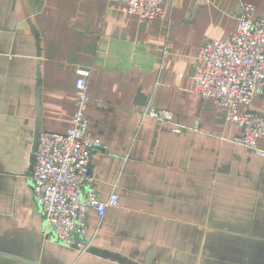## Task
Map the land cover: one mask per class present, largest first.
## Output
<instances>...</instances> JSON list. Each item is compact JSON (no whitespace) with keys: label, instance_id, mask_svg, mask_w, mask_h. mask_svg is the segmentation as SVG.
Here are the masks:
<instances>
[{"label":"crops","instance_id":"crops-1","mask_svg":"<svg viewBox=\"0 0 264 264\" xmlns=\"http://www.w3.org/2000/svg\"><path fill=\"white\" fill-rule=\"evenodd\" d=\"M240 3L264 16V0H165L144 22L107 0H0V264H264V139L235 144L226 110L195 92L201 47L233 36ZM81 67L101 143L90 176L119 196L89 212L87 253L47 235L31 180L36 130L71 127Z\"/></svg>","mask_w":264,"mask_h":264},{"label":"built area","instance_id":"built-area-1","mask_svg":"<svg viewBox=\"0 0 264 264\" xmlns=\"http://www.w3.org/2000/svg\"><path fill=\"white\" fill-rule=\"evenodd\" d=\"M107 1L119 4L126 15L141 22L165 17V0ZM236 19L237 31L230 39L208 41L201 47L194 73L195 92L226 110L228 122L241 131L235 144L260 153L264 113L250 107L257 97H264V16L257 17L252 4L240 3ZM77 74L71 127L65 133H39L31 180L47 235L65 247L87 253L92 244L88 240L89 212L104 218L109 209L119 207V196L114 193L104 201L93 185L91 161L101 143L89 131L87 78L91 69L78 68ZM143 117L162 127L172 126L175 133L182 130L168 111L148 109Z\"/></svg>","mask_w":264,"mask_h":264},{"label":"water","instance_id":"water-1","mask_svg":"<svg viewBox=\"0 0 264 264\" xmlns=\"http://www.w3.org/2000/svg\"><path fill=\"white\" fill-rule=\"evenodd\" d=\"M40 133V130L37 129L36 133H35V141H34V146H33V150H32V157H31V169L33 167V163H34V152L36 150V146H37V139H38V135Z\"/></svg>","mask_w":264,"mask_h":264}]
</instances>
